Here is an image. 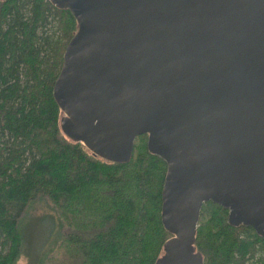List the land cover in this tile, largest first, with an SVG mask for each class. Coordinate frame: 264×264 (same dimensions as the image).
Returning <instances> with one entry per match:
<instances>
[{
  "label": "water",
  "instance_id": "water-1",
  "mask_svg": "<svg viewBox=\"0 0 264 264\" xmlns=\"http://www.w3.org/2000/svg\"><path fill=\"white\" fill-rule=\"evenodd\" d=\"M48 1L77 23L53 88L62 132L117 164L147 135L167 164L155 264H204L208 202L264 239V0Z\"/></svg>",
  "mask_w": 264,
  "mask_h": 264
},
{
  "label": "trees",
  "instance_id": "trees-1",
  "mask_svg": "<svg viewBox=\"0 0 264 264\" xmlns=\"http://www.w3.org/2000/svg\"><path fill=\"white\" fill-rule=\"evenodd\" d=\"M76 31L72 13L48 0H0V264L31 259L44 228L29 264H155L172 235L161 219L167 164L148 136L117 164L61 130L53 88ZM195 247L204 264H264V239L230 226L213 202Z\"/></svg>",
  "mask_w": 264,
  "mask_h": 264
},
{
  "label": "rangeland",
  "instance_id": "rangeland-1",
  "mask_svg": "<svg viewBox=\"0 0 264 264\" xmlns=\"http://www.w3.org/2000/svg\"><path fill=\"white\" fill-rule=\"evenodd\" d=\"M50 30L53 32L54 29H50ZM36 208H37V210L38 209H44V207L43 208L36 207ZM31 210L29 211V214H32V215H34V213L38 214V212H39L36 209H33L32 211ZM32 215H29V216H32ZM46 231H47V229L44 228V229H42L40 231H37V233L36 234L34 233V235H33V238H35L37 236L36 237L37 239L35 240V244L32 246V250H31V256H32L31 259L32 260L35 259V257L37 256L38 251L40 249V246H41V244L43 243L44 239L47 236ZM31 259H28L27 257H22L21 260L17 264H29Z\"/></svg>",
  "mask_w": 264,
  "mask_h": 264
}]
</instances>
